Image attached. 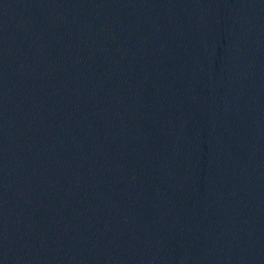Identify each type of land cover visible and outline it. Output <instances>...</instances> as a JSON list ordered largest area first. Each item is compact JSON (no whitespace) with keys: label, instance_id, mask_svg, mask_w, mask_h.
<instances>
[{"label":"water","instance_id":"95a60500","mask_svg":"<svg viewBox=\"0 0 264 264\" xmlns=\"http://www.w3.org/2000/svg\"><path fill=\"white\" fill-rule=\"evenodd\" d=\"M0 264H264V0H0Z\"/></svg>","mask_w":264,"mask_h":264}]
</instances>
